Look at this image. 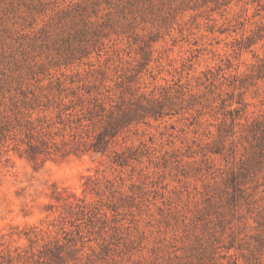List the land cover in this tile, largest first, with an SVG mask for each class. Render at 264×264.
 Wrapping results in <instances>:
<instances>
[{
  "label": "rangeland",
  "instance_id": "rangeland-1",
  "mask_svg": "<svg viewBox=\"0 0 264 264\" xmlns=\"http://www.w3.org/2000/svg\"><path fill=\"white\" fill-rule=\"evenodd\" d=\"M0 264H264V0H0Z\"/></svg>",
  "mask_w": 264,
  "mask_h": 264
},
{
  "label": "trees",
  "instance_id": "trees-1",
  "mask_svg": "<svg viewBox=\"0 0 264 264\" xmlns=\"http://www.w3.org/2000/svg\"><path fill=\"white\" fill-rule=\"evenodd\" d=\"M158 107L155 105H150L147 108L141 110L142 112L149 113L151 116H156L160 113ZM139 110L131 109L125 110L121 115L117 117H110V120H107L104 126V130L95 138V141L92 143L91 147L94 151H105L109 140V137L116 136L117 132L124 126L139 117Z\"/></svg>",
  "mask_w": 264,
  "mask_h": 264
}]
</instances>
